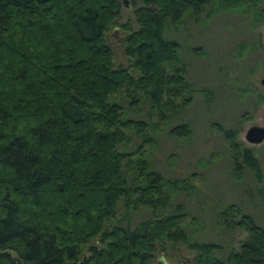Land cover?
I'll return each mask as SVG.
<instances>
[{"label": "trees", "instance_id": "obj_1", "mask_svg": "<svg viewBox=\"0 0 264 264\" xmlns=\"http://www.w3.org/2000/svg\"><path fill=\"white\" fill-rule=\"evenodd\" d=\"M130 1L137 29L118 24V0H0V264H152L159 248L178 243L195 253L191 264H264V226L240 206L216 212L218 226L246 232L225 261L219 243L188 233L190 214L173 196L194 186L152 168L143 148L152 153L158 126L128 118L115 99L122 93L129 109L145 99L148 113L167 123L196 89L180 43L165 29L228 13L254 31L264 22L262 0ZM116 26L125 33V67L115 65L108 43ZM198 90L213 101L211 89ZM216 125L231 146L235 177L248 171L261 182L257 151L238 130ZM168 128L192 135L185 120ZM120 205L125 225L115 222ZM143 207L151 216L132 224L129 211Z\"/></svg>", "mask_w": 264, "mask_h": 264}, {"label": "rangeland", "instance_id": "obj_2", "mask_svg": "<svg viewBox=\"0 0 264 264\" xmlns=\"http://www.w3.org/2000/svg\"><path fill=\"white\" fill-rule=\"evenodd\" d=\"M118 1L122 6L118 24L129 23L137 29L131 1ZM140 3L141 0H138V5ZM124 36L121 26L108 32V43L114 51L117 67L128 64ZM165 36L180 43L181 61L187 67V79L194 83L196 89L190 106L176 116L171 115L167 123H160L157 113H148L147 100L143 99L136 108L129 109L128 100L122 93L116 94L115 99L128 111V118L158 126L154 132L156 144L151 148L152 153H149L148 144L143 150L151 155L149 158L155 171L171 180L187 178L194 186L187 195L174 194L173 201L181 204L190 214L184 221L188 233L200 241L219 243L223 247L220 258L225 261L231 248H239L246 232L242 228L225 230L218 226L215 222L217 211L234 204L249 213L258 225L264 226V198L257 193V189L261 188L264 194V140L251 144L244 139L250 126L264 125V101L258 99V95H264L260 84V79L264 78V48H261L264 46V22L253 31L245 17L220 13L207 25L193 22L189 29L184 26L176 28V25L167 27ZM241 44L244 46L241 47ZM191 48L202 56L190 52ZM204 87L213 91V101L204 100L198 90ZM182 120L188 121L192 127L190 138L169 133L168 127ZM216 124H220L221 129L238 130L237 139L257 151L262 165L261 182H256L248 171L240 179L235 177L231 146L217 130ZM132 137L133 143H139L137 136L133 134ZM135 148L136 145L132 144L128 151ZM125 215V209L120 205L115 222L125 225L122 220ZM129 215L134 224L149 218L151 213L143 207L138 213L129 211ZM191 216L199 222L192 223ZM194 256L195 253L182 244H168L166 248L158 249L152 264H191Z\"/></svg>", "mask_w": 264, "mask_h": 264}, {"label": "water", "instance_id": "obj_3", "mask_svg": "<svg viewBox=\"0 0 264 264\" xmlns=\"http://www.w3.org/2000/svg\"><path fill=\"white\" fill-rule=\"evenodd\" d=\"M260 84L262 85L264 89V78L260 79ZM263 118H264V114H263ZM245 139L247 142L251 144L261 143L264 140V125L250 126L245 132ZM15 260L18 262V264H21L17 258H15Z\"/></svg>", "mask_w": 264, "mask_h": 264}, {"label": "flooded vegetation", "instance_id": "obj_4", "mask_svg": "<svg viewBox=\"0 0 264 264\" xmlns=\"http://www.w3.org/2000/svg\"><path fill=\"white\" fill-rule=\"evenodd\" d=\"M244 139H245V134H244ZM246 140V139H245Z\"/></svg>", "mask_w": 264, "mask_h": 264}]
</instances>
